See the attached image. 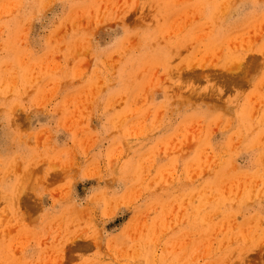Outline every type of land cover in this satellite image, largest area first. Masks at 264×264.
Instances as JSON below:
<instances>
[{"label": "rangeland", "instance_id": "rangeland-1", "mask_svg": "<svg viewBox=\"0 0 264 264\" xmlns=\"http://www.w3.org/2000/svg\"><path fill=\"white\" fill-rule=\"evenodd\" d=\"M0 264H264V0H0Z\"/></svg>", "mask_w": 264, "mask_h": 264}]
</instances>
